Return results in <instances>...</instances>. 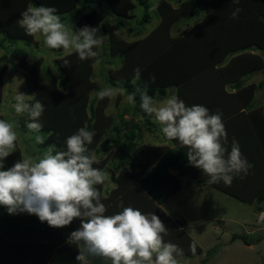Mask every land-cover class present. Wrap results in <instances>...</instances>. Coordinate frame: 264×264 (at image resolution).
Instances as JSON below:
<instances>
[{
    "label": "rangeland",
    "instance_id": "obj_1",
    "mask_svg": "<svg viewBox=\"0 0 264 264\" xmlns=\"http://www.w3.org/2000/svg\"><path fill=\"white\" fill-rule=\"evenodd\" d=\"M157 1L159 0H147L149 8L145 9L137 0H132L134 7L130 10L127 17L114 15L108 3L104 1L100 2V4L90 5L86 0H79L75 8L68 13L58 14L66 27L73 31L75 28L78 29L80 25L79 19L84 13L95 10V14L100 17L96 28L98 29L97 35L102 36V40L93 48L97 55L89 59H92V61L85 72L82 70L78 74L71 73L75 69L70 67L69 59H66L67 55L72 52L66 53L63 49L58 51L46 48L41 35L10 39L0 33V119L14 124V130L17 133L16 148L20 151L21 161L42 157L49 146H55L49 138L54 133L50 134L49 129L41 130L40 133L30 132L26 127V121H28L27 113L17 116L14 112L12 105L15 101L13 97L17 93L35 96V99L30 97L26 99L27 103H35L36 92L34 85L50 87L49 85L55 84L54 86L59 92L68 93V89H63L59 84L66 76L70 80L68 87L72 86L74 90H77L84 83L83 86L89 88L84 119L90 118V103L95 100L93 110H95L96 116L92 118L93 120L91 119L90 126H92V131H95L96 135L92 144L87 145V147L95 154L98 161L93 164V167L101 169L107 174L104 184L97 185L100 186L102 191H111L108 197L106 194L105 199L109 198L112 192H115L113 189L117 185L116 180H119L120 174L126 177L125 180H127L128 176L130 178H139L141 176L143 171L138 168V164L144 159L143 152L147 154L145 146L165 140L159 126L153 122V119L148 116V121H145L144 118L135 114L134 104L128 100V95L124 89L113 84V82L118 81L115 78L117 76L116 73H119L118 75L121 74L119 71L122 69L124 57L120 52L113 54L112 47L116 42V38L128 42L137 41L156 29L160 21V14L156 8ZM202 1L213 0H168L170 5L174 8H179L181 11V16L169 29L170 35L197 38L194 40L195 45L199 44V50L202 49L203 42L208 40H212L216 46L220 45L222 51L220 54L215 55L218 59L215 61V65L210 67L213 73L221 71L226 66L229 69H234L237 66L240 68L250 65L255 66L259 57L257 54L264 52V41L255 42L262 46L254 45L252 41L248 44L250 46L245 49H238L237 52L233 48L224 49L222 44H226L225 46L228 47L236 45V41L242 39L243 33L250 29L260 28V34L263 33L264 35V25L258 24L261 27L254 26L257 15L263 13V11L256 12L255 9V7H260L261 3L255 1H250L249 3L244 0L239 2L238 6V4L232 3L231 0H214V9L210 14L215 16L211 19L205 16ZM242 4L247 9H252V14H248L246 18L252 20L253 26L248 19L244 18V15L240 17L239 13L236 18L231 15L219 22H215V25L214 23L212 24L217 15V9L221 14H226L227 9L233 13V10L235 12ZM86 5L92 9L90 10ZM30 6L33 5L30 4ZM145 14L149 16V22L142 24L140 21ZM248 25L250 26L247 27ZM135 31L139 32L135 33ZM243 41L249 42L245 38ZM230 50L232 52H229ZM251 50L257 51V54H252ZM223 51H225V54H223ZM230 57H232L231 60ZM226 60L230 61L227 63ZM217 61H220V63H216ZM224 63L227 64L223 65ZM35 71H37L36 80H29L27 76ZM247 74L245 80H241L243 85L249 81V83H259L258 91H255L250 104L253 109L261 113L260 116L263 123L260 129L263 127L264 131V66ZM131 80L133 81V79ZM109 87L119 89L115 97H105L103 100L98 101L96 93ZM173 87L166 88V97H168V94L170 95L169 88ZM49 90L50 88L46 87L42 91L47 95ZM164 96L155 95L154 101L159 105ZM41 99L42 97L40 96L39 101ZM101 102L105 104L103 109L99 111L97 106ZM64 115L66 116V113L61 114L60 121L63 118L66 119ZM71 119H76L77 124L79 123L74 114L71 115ZM130 122L131 124L129 125ZM57 123H59V120ZM134 123L139 126L140 130L138 131H141V135L137 136L139 140L137 148L145 149V151L140 153V161L136 160L134 164L138 169L133 168L128 163L121 164L119 161L123 133L133 126ZM37 135L42 137L43 143L37 142ZM255 138L257 141L264 139L258 133H256ZM169 142L167 140V143ZM53 154H55L54 150ZM17 158L19 157L15 155V152L11 154L5 160L6 166L11 167L14 164L13 161H17ZM262 170L260 175H264V166ZM171 171L176 173L175 170ZM111 174L115 176V180L111 177ZM260 178H262V187L259 185L258 191L264 189V176ZM179 179L181 188L182 186L186 188V192L185 189L181 192L178 191L180 193L178 195L179 198L176 196L173 199L175 201L181 199L183 201L180 203L182 208L177 213L176 208L178 207L166 204L168 208H171L173 215L171 228L168 227L170 224H165L166 228L170 229L163 236L166 243H174L185 252L183 256L177 257L178 264H201L202 260H205V264H264V199L245 203L214 188L205 187V185L201 186L198 184L199 181L190 179L189 176H179ZM124 186H126V183H124ZM128 195H131V192ZM121 201L122 199L118 201V207L115 206V213L120 211L119 205ZM170 201L172 202V200ZM125 204L131 207L138 206L137 201L134 199H129ZM110 212L108 210L107 213L109 214ZM177 220H184L186 224L177 226ZM162 221L165 223V220ZM193 244H195V253L190 255L193 253L191 251ZM92 264H99V262L94 260Z\"/></svg>",
    "mask_w": 264,
    "mask_h": 264
},
{
    "label": "trees",
    "instance_id": "obj_2",
    "mask_svg": "<svg viewBox=\"0 0 264 264\" xmlns=\"http://www.w3.org/2000/svg\"><path fill=\"white\" fill-rule=\"evenodd\" d=\"M78 1L79 0H0V33H3L10 39L27 37L24 29L18 25L17 20L20 19V14L25 11L30 4L33 6L53 7L57 10V14H63L73 10ZM86 1H88L90 5L100 4V2L104 1L108 3L114 15L121 17H127L130 10L134 7L132 0ZM137 1L145 9L149 8L147 0ZM243 1L244 0H240V2ZM245 1L249 3L250 1L261 3L260 7H255V9L256 12L263 11V13L257 15L254 26L257 25V27H261L258 24L264 25V0ZM214 2V0L202 1L205 11L204 14L211 19L215 16L210 14L214 9ZM87 6L88 5H86V7ZM89 7L90 6L87 8ZM156 8L160 14V21L152 33L142 39L132 42L116 38V42L112 47V53L116 54L120 52L124 57V61L121 66L122 69L119 71L121 74L118 75L119 73H116L117 76L113 75L116 76L115 78L118 80L113 82V84L123 88L125 93L129 95L133 93L137 87L143 88L147 83L148 94L152 96L153 99L155 95L164 96L166 88L174 86L177 89L175 96L183 100L186 106L190 107L192 105H197L195 94L193 93L192 95V92L195 90L193 85L195 84V79L200 76L202 72H205L207 79H209L210 67L215 65L214 63L218 59L215 55L221 53L222 47L220 45L216 46L212 40H208L203 42V47L199 50V44L197 43V45H195L194 40L197 38L170 35L169 29L181 16V11L179 8L177 9L170 5L168 0L157 1ZM240 8V17L244 15V18L248 19L246 17L248 14H252V9H247L243 4L240 5ZM89 9L91 10L92 8ZM230 13H232V11H228L227 9L226 14H221L217 9L216 14L218 16L216 15L215 17L217 21L214 19L212 24L214 23L215 25V22H219L223 18L231 16L232 14ZM99 19L100 17L95 14V10L88 11L80 17L78 29L84 26L96 28ZM248 21L252 25V20L248 19ZM140 22L142 24L148 23L149 16L146 14L143 15ZM249 26L250 25L247 27ZM78 29L75 28V30ZM259 30L261 31L260 28H255L254 30L250 29L246 33H243V37L249 42H244V38L242 37V39L236 41V45L234 46L228 47L225 46L226 44L222 45L224 49L233 48L234 51H238V49L242 48L245 49L247 46H250L248 44L252 41V44L262 46L257 44L264 41V35L263 33L260 34ZM137 32L139 31H135V33ZM56 50L59 51L61 49ZM225 51H223V54H225ZM229 52H232V50ZM67 58L69 59L70 67L75 69V71L71 70L72 74L73 72L78 74L82 70L85 72L92 61V59L80 60L75 52L68 54L66 59ZM259 61H261V59H259ZM216 63H220V61ZM137 67L140 68V78L133 84L131 79H134V69ZM262 67V65L258 67L251 66L248 70H256ZM220 73L222 76H230L228 66L224 67ZM152 76L155 77L154 82L150 79ZM217 76L216 74L214 77L216 78ZM236 76H238V74H236ZM27 77L29 80H36L37 71L29 74ZM69 83L70 80L66 76L59 83L63 89H68V93L59 92L55 88V84L49 85L50 87L46 85H34L36 100H39L41 96L42 99L40 101L44 105L43 114L39 118L40 123L43 125L42 130L49 129L50 134L54 133L49 137L51 142L55 144L53 149L54 153L56 151L66 150V138L75 134L81 127L84 126L87 130L92 131V126H90V124L93 120L92 118L96 116V112L93 110L95 100H92L90 103V118L84 119L87 104L86 98L89 88L83 86V83L80 88L74 90L72 86L68 87ZM258 85L251 83L241 89L240 84H238L237 87L240 88L239 92L243 93L246 97L239 98L240 100L235 103L234 108L229 109L231 113L228 111L219 112L227 132V143L225 147L230 152L232 140L235 139L239 144L243 157L254 166L249 170L247 175L241 173L240 176L234 177L231 185H225L222 181L216 184L207 183L209 177L204 175L199 169L188 164L185 154L187 149L179 148L178 142L176 141H170L172 143L170 147L149 146L148 148V145H146L145 148H148L149 151L152 150L153 155L151 156L152 159L150 163H143V161H140V153L141 151H145V149L137 148L139 141L137 136L141 135V131H138L140 130L139 126L134 123L133 126L125 130L123 133V143L120 148L121 154H119V161L121 164L128 163L133 168H136V165H134L136 160L140 161L138 168H141L143 173L138 178V185L144 196L149 197L155 203L159 204L181 189L179 176H189L190 179L199 181L198 184L201 186H212L224 192L226 195L237 198L245 203L264 199V189L258 191L259 185L262 187V178L260 177L264 176L260 175L264 166V151L260 147V142L255 138L256 135L254 130L251 131L250 136V131L245 130V128L248 127L243 125L251 122L252 126H255L256 133H258L262 139L264 138L263 127L259 129L263 123L260 116L261 113L253 109V106L250 104V100H252L254 92L258 89ZM46 87L48 89L50 88L47 95L42 91ZM187 92L191 93V96H187ZM28 103L33 104V102ZM104 104L105 103L101 102L97 106V109L101 111ZM133 104L135 114H138L144 118L145 121H148V115L140 108L139 94L136 95ZM244 109H248V113L242 112ZM65 113L66 116H64L66 119L63 118L62 121H60L61 114ZM72 114L79 120L78 124L76 119H71ZM58 120L59 123H57ZM84 122H86L85 125ZM262 142L264 144V139ZM19 153V149L16 148L15 155L19 157L17 160H21ZM14 162L16 161L14 160L13 163ZM4 168L5 170L8 168L5 161ZM171 170H175L176 173H173ZM111 177L115 180L114 175L111 174ZM120 177H122L121 174L118 182L120 181ZM119 183L123 185L124 180ZM140 208H142V206H140ZM77 226H80V221H73L71 225L64 228H52L49 227L46 222H40L35 215H29L27 213L9 215L5 208L0 207V264H80V262L76 260L79 251L78 246L66 243V239L70 234L69 232ZM190 255H194V253ZM97 261L100 260L97 259ZM201 264H205V260H202Z\"/></svg>",
    "mask_w": 264,
    "mask_h": 264
},
{
    "label": "clouds",
    "instance_id": "obj_3",
    "mask_svg": "<svg viewBox=\"0 0 264 264\" xmlns=\"http://www.w3.org/2000/svg\"><path fill=\"white\" fill-rule=\"evenodd\" d=\"M231 2L238 4L240 0ZM240 11L237 8L232 17L236 18ZM17 23L27 36L41 35L46 48L75 52L80 60L95 57L93 48L102 40L95 27L69 30L53 7L29 6ZM134 73L133 84L140 78V68ZM150 79L155 81L154 76ZM117 91L109 87L96 96L98 101L114 98ZM137 94L141 110L159 126L164 138L187 149L188 164L209 177L207 183L222 181L231 185L234 177L247 175L254 167L243 157L235 139L230 152L225 147L227 132L219 112L210 114L203 105L186 106L177 96L158 105L148 94L147 83L129 94L128 100L134 103ZM29 97L35 99L17 93L12 107L17 116L27 113L26 127L30 132L40 133L44 105L39 100L27 103ZM95 135V131L81 127L66 138V150L53 154L55 146L51 145L42 157L17 160L5 170L4 161L16 149L17 133L12 122L0 119V207L9 215H35L52 228H64L79 220L80 226L68 235L66 243L78 246L76 260L80 264H92L96 259L103 264H178L177 257L184 255L183 249L164 241L167 228L156 214L125 207L122 201L121 211L105 214L107 208L96 186L104 184L107 174L93 167L98 161L87 147ZM36 140L43 143L40 135ZM191 251L195 253V244Z\"/></svg>",
    "mask_w": 264,
    "mask_h": 264
},
{
    "label": "crops",
    "instance_id": "obj_4",
    "mask_svg": "<svg viewBox=\"0 0 264 264\" xmlns=\"http://www.w3.org/2000/svg\"><path fill=\"white\" fill-rule=\"evenodd\" d=\"M256 52L257 51L251 50L252 54H254ZM260 53L261 54H257L256 53L259 56L257 58V61H256V65H255L256 67H258L260 65L264 66V52H260ZM251 56H253V55H251ZM231 58L232 57H230V60H231ZM259 58L261 59V61L258 60ZM229 61L226 60L227 63ZM227 63H224L223 65H226ZM242 64L245 65L246 63H242ZM234 65H236V64H234ZM251 66L252 65L246 66V67H243V68H240L239 66H237L234 69H229V67H228V70H230V76H224V75L222 76L221 73H220L221 71H216V73H213V71L210 69L209 70L210 74L208 75L209 79H207V77L205 75V72L204 73L202 72L201 75L198 76L195 79V84H193L194 87H195V90H194V92H192V95H193V93L195 94L196 102H197L196 104L197 105H203V106L207 107L211 114H215L216 110H217V112H225V111L230 112L229 109L230 108H234L235 103L239 102V100H240L239 98L246 97L243 93L239 92L240 88L242 89L243 87H245L248 84L255 83V82L249 83L250 82L249 81V82H246L243 85V82H241V80L242 81L245 80V76H246L247 73H250L251 71H253V70H248ZM215 74L218 75L216 78L214 77ZM236 74H238V76H236ZM250 78L252 79V77H250ZM238 84H240V88L237 87ZM255 84L258 85L259 83H255ZM170 90H172V91H170ZM169 92H170V95L168 94V97H166L167 93H165V96L163 97V100L167 99V98H169L171 96H175L176 92H177V89L174 88V87L173 88H169ZM186 95L187 96H191V93L187 92ZM253 96H254V94H253ZM251 101L252 100H250V102ZM247 110L248 109H246V110L244 109V110H242V112L246 113ZM243 125L245 127H248V128H245V130L246 131L247 130L250 131V134H249L250 136H251V131L252 130H254L255 135H256L255 126H252L251 122H248L247 124H243ZM163 139L165 141L160 140V142L155 143L156 145L154 143L149 144L148 148H149V146L170 147L172 145L171 142L167 143V139L166 138H163ZM259 142H260V147L263 150L264 149V144H263L262 141H259ZM148 148H147V154L146 153L143 154V156H144V159L142 160L143 163H150V161L152 159V157H151L153 155L152 150L149 151ZM143 166H144V164H143ZM146 166H147V164H146ZM184 177H186V176H184ZM125 179H126V177L122 176V177H120V181L119 182H121V181L123 182V180H124V183H126V186H124V184L122 185L118 181H116L117 185L113 189L115 192H112V195L109 197L110 199L109 198L105 199V198H106V194H107V197H108L110 195L111 191H108V192L102 191L100 186H96L98 188V190L100 191V193H101V202L105 204V206L107 208V212H108V210L111 211L109 214L107 212L105 214L106 215L115 214V210L114 209H115V206L118 207L117 203H118V201L120 199H122V202L124 201L123 206H125V207L128 206L125 203L129 199H134L138 203V206L137 207L134 206V208H137V209L141 210L145 214H156L161 220H165L164 224H167V225L170 224L168 227L171 228L173 213L171 211V208H168L166 206V204L168 206L169 205L170 206L173 205V207H178V208H176V211L181 209L182 206L180 205V203L183 202V201L181 199H178V201H175L173 199L176 196L180 195V193L176 192L175 194L171 195L170 197L165 199L163 202L158 204V203H155L153 200H151L149 197H145L144 194L142 193V191H140V188H139V185H138V178H130L128 176L127 180H125ZM205 187L214 188V187L209 186V185H205ZM184 189H185V192H186V188H184L183 186H182L181 190H179V191L181 192ZM214 189H216V188H214ZM216 190L219 191V192H222V191H220L218 189H216ZM129 192H131V195H128ZM222 193L225 194L224 192H222ZM103 194H105V196H103ZM178 198H179V196H178ZM124 199L127 200V201H125ZM170 200H172V202ZM133 205H134V201H133ZM140 206H142V208H140ZM165 206H166V208H165ZM121 210L122 209H120V211ZM179 212L180 211H178L177 213H179ZM164 216H166L167 218L164 217ZM177 221H178L177 222V226H179V225L184 226L186 224L184 220L183 221L177 220ZM78 227L79 226L75 227L69 233H71L72 231L76 230ZM168 227H167V231L170 229ZM98 262H99V264H103L102 261H98Z\"/></svg>",
    "mask_w": 264,
    "mask_h": 264
},
{
    "label": "water",
    "instance_id": "obj_5",
    "mask_svg": "<svg viewBox=\"0 0 264 264\" xmlns=\"http://www.w3.org/2000/svg\"><path fill=\"white\" fill-rule=\"evenodd\" d=\"M131 124V122L129 123V125Z\"/></svg>",
    "mask_w": 264,
    "mask_h": 264
},
{
    "label": "bare ground",
    "instance_id": "obj_6",
    "mask_svg": "<svg viewBox=\"0 0 264 264\" xmlns=\"http://www.w3.org/2000/svg\"><path fill=\"white\" fill-rule=\"evenodd\" d=\"M237 52V51H236ZM248 75V74H247ZM258 91V90H257Z\"/></svg>",
    "mask_w": 264,
    "mask_h": 264
}]
</instances>
